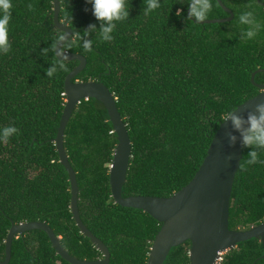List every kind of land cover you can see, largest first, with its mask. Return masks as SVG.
Wrapping results in <instances>:
<instances>
[{
	"label": "trees",
	"instance_id": "trees-1",
	"mask_svg": "<svg viewBox=\"0 0 264 264\" xmlns=\"http://www.w3.org/2000/svg\"><path fill=\"white\" fill-rule=\"evenodd\" d=\"M60 2V20L73 31L63 51L88 63L73 82L106 85L127 125L132 159L123 196L169 198L180 192L204 163L223 114L262 92L252 76L264 70V31L254 41H242L237 20L251 10L264 22V0H222L235 18L211 25L187 22L186 7L177 17L179 0H161V8L149 15L143 14L146 0H128L129 18L107 42L99 38L100 22L86 0ZM12 3L11 49L0 54V128L13 125L19 132L0 142V260L6 259L12 226L38 221L54 230L71 256L104 259L74 220L70 177L55 143L67 103L66 79L80 62H64V70L47 77L57 57L56 49H47L64 34L55 25L54 0ZM212 3L208 20L230 17L217 0ZM84 41L92 43L90 51L82 48ZM255 81L263 85L264 72ZM117 145L107 109L96 100L83 101L65 133L81 219L108 247L110 264H148L162 225L115 203L110 169ZM251 150L244 146L233 188L232 231L264 224V164L245 163ZM191 246L189 241L174 248L165 264H191ZM263 257L264 243L253 239L225 254L220 264H264ZM10 264L70 263L44 231L36 230L15 238Z\"/></svg>",
	"mask_w": 264,
	"mask_h": 264
},
{
	"label": "water",
	"instance_id": "water-1",
	"mask_svg": "<svg viewBox=\"0 0 264 264\" xmlns=\"http://www.w3.org/2000/svg\"><path fill=\"white\" fill-rule=\"evenodd\" d=\"M230 15L228 19L208 20L202 25L229 23L235 15L217 0ZM55 25L65 34V40L56 49V56L73 36L72 29L60 20L61 2L54 0ZM63 62L79 61L80 65L72 71L65 83L67 103L55 140L61 164L67 170L71 183V210L81 233L90 239L103 253L104 259L82 261L73 257L61 244L54 230L44 222H31L13 225L6 240V259L0 264H10L13 243L17 236L31 231H44L50 238L58 255L70 264H110L111 253L108 247L98 239L83 223L79 212V185L77 174L70 164L65 149V133L77 107L90 99L100 102L108 111L118 138L114 160L110 169V184L115 203L121 207L141 210L159 222L162 227L157 235L148 264H165L171 251L186 242H191V264H220L225 254L235 250L239 244L258 239L264 243V224L253 226L249 230H230V209L233 188L243 161L241 132L233 128L230 119L225 120L210 146L207 157L192 182L180 192L169 198L133 196L125 198L123 189L127 183L128 171L132 159V141L127 125L117 107V100L110 89L102 82H73L87 67V60L79 54L64 52ZM258 70L252 76V83L262 92L255 98L239 106L235 115L247 120L250 113H256L257 105L264 104V84L259 85L255 79ZM246 128L247 125L245 124ZM235 137V142L231 137ZM264 258V257H263Z\"/></svg>",
	"mask_w": 264,
	"mask_h": 264
},
{
	"label": "clouds",
	"instance_id": "clouds-1",
	"mask_svg": "<svg viewBox=\"0 0 264 264\" xmlns=\"http://www.w3.org/2000/svg\"><path fill=\"white\" fill-rule=\"evenodd\" d=\"M86 3L91 5L92 15L96 21L100 22L99 38L103 41H111L117 24L129 18L130 7L128 0H86ZM178 4L181 7L176 11L177 17L183 16V10L186 7L187 16L185 19L187 22L193 24H202L208 21L209 15L214 7L212 0H179ZM160 8L161 0H146L143 14L149 15ZM12 10V0H0V54H6L11 49L9 26L12 21ZM237 26L239 27L240 39L245 42L254 41L259 33L264 31V22L259 20L256 13L251 10H245L240 13ZM95 27V25L89 26L92 30H95ZM64 40L65 34L56 36L53 39L51 48L47 49V52H52L57 49ZM75 42L79 43V37L76 38ZM68 47H72V44H69ZM82 48L90 51L92 49V43L90 41H84ZM58 57L66 59L63 49L46 70V76L49 78L65 68L63 59ZM256 113L258 115L250 113L246 121L236 116L233 109L223 114V119H230L233 128L241 132L243 146L252 149L248 152L245 161L248 166L264 164V159H261L264 156L262 154L264 153V104L257 105ZM245 124L247 125L246 128L244 127ZM18 132L19 129L13 125L0 128V142H8ZM230 139L234 143L236 138L233 136Z\"/></svg>",
	"mask_w": 264,
	"mask_h": 264
},
{
	"label": "built area",
	"instance_id": "built-area-1",
	"mask_svg": "<svg viewBox=\"0 0 264 264\" xmlns=\"http://www.w3.org/2000/svg\"><path fill=\"white\" fill-rule=\"evenodd\" d=\"M223 261V258L220 260V263Z\"/></svg>",
	"mask_w": 264,
	"mask_h": 264
}]
</instances>
